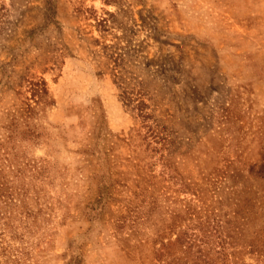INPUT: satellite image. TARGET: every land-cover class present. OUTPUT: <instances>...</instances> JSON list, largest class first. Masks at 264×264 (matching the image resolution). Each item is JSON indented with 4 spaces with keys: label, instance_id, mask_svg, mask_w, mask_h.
I'll return each mask as SVG.
<instances>
[{
    "label": "rangeland",
    "instance_id": "1",
    "mask_svg": "<svg viewBox=\"0 0 264 264\" xmlns=\"http://www.w3.org/2000/svg\"><path fill=\"white\" fill-rule=\"evenodd\" d=\"M30 75L54 99L39 117V144L17 149L19 163L46 169L31 185L40 212L28 225L0 205V264H138L110 227L85 218L96 167L85 153L105 152L113 173L132 177L144 149L134 137L141 121L120 95L135 89L163 128L171 164L188 172L235 154L242 164L256 160L264 148V0H0V134ZM160 156L146 162L156 174ZM10 213L6 228L2 214Z\"/></svg>",
    "mask_w": 264,
    "mask_h": 264
},
{
    "label": "trees",
    "instance_id": "2",
    "mask_svg": "<svg viewBox=\"0 0 264 264\" xmlns=\"http://www.w3.org/2000/svg\"><path fill=\"white\" fill-rule=\"evenodd\" d=\"M104 22L98 20L101 27ZM14 94V110L0 134V205L4 211H17L19 220L29 225L40 212L32 206L31 185L42 180L46 169L19 163L17 149L39 144L46 130L38 124L39 117L54 106V99L46 81L33 75L26 76ZM143 97L135 89L120 95L141 121L134 137L142 140L137 147L144 149L132 177L113 173L105 152L85 153L96 163L84 206L87 222L110 227L126 258L138 264H264V148L247 164L235 154L227 164H196L186 172L183 164H171L174 154H163L167 139L160 124L150 122ZM155 153H161L157 174L146 163ZM2 216L9 228L15 215Z\"/></svg>",
    "mask_w": 264,
    "mask_h": 264
}]
</instances>
